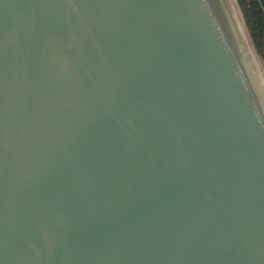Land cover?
Returning <instances> with one entry per match:
<instances>
[{"label":"water","instance_id":"obj_1","mask_svg":"<svg viewBox=\"0 0 264 264\" xmlns=\"http://www.w3.org/2000/svg\"><path fill=\"white\" fill-rule=\"evenodd\" d=\"M0 264H264L238 0H0Z\"/></svg>","mask_w":264,"mask_h":264},{"label":"trees","instance_id":"obj_2","mask_svg":"<svg viewBox=\"0 0 264 264\" xmlns=\"http://www.w3.org/2000/svg\"><path fill=\"white\" fill-rule=\"evenodd\" d=\"M253 41L264 60V0H238Z\"/></svg>","mask_w":264,"mask_h":264},{"label":"rangeland","instance_id":"obj_3","mask_svg":"<svg viewBox=\"0 0 264 264\" xmlns=\"http://www.w3.org/2000/svg\"><path fill=\"white\" fill-rule=\"evenodd\" d=\"M239 2V1H238ZM240 4V3H239ZM241 6V5H240ZM242 8V7H241Z\"/></svg>","mask_w":264,"mask_h":264}]
</instances>
